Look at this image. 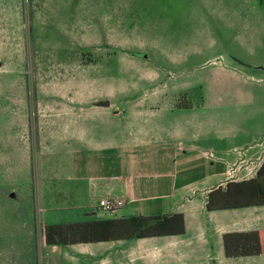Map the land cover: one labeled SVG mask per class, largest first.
<instances>
[{
  "label": "rangeland",
  "instance_id": "obj_1",
  "mask_svg": "<svg viewBox=\"0 0 264 264\" xmlns=\"http://www.w3.org/2000/svg\"><path fill=\"white\" fill-rule=\"evenodd\" d=\"M208 10L206 0H0V264H60L44 224L80 220L73 203L46 210L42 200L65 193V165L76 160L65 117H208L188 113L210 88L215 103ZM260 41L245 58L264 65ZM194 45L199 55L179 63ZM249 75L246 84L264 85V73ZM223 106L219 117L264 120L249 117V104ZM67 247L65 264H78L79 247Z\"/></svg>",
  "mask_w": 264,
  "mask_h": 264
},
{
  "label": "crops",
  "instance_id": "obj_2",
  "mask_svg": "<svg viewBox=\"0 0 264 264\" xmlns=\"http://www.w3.org/2000/svg\"><path fill=\"white\" fill-rule=\"evenodd\" d=\"M206 6L215 27L209 40L216 58L207 62L215 103L210 88L207 104L188 113L201 109L208 117H65V149L76 160L65 165V193L42 199L46 210L53 209L48 201L73 203L80 219L44 227L182 215L184 233L67 245L79 247L78 264H264V254L226 258L222 242L225 234L264 233V205L206 210L211 191L256 178L264 163V120L216 114L222 103L239 113L249 104L250 118L264 117V85L243 81L247 73L251 79L264 73V65L245 58L262 49L264 0H206ZM247 9L254 12L244 15ZM198 55L194 45L178 61ZM156 78L152 73L149 81ZM102 199L123 205L107 213L98 206ZM57 247L56 263L65 264V246Z\"/></svg>",
  "mask_w": 264,
  "mask_h": 264
},
{
  "label": "trees",
  "instance_id": "obj_3",
  "mask_svg": "<svg viewBox=\"0 0 264 264\" xmlns=\"http://www.w3.org/2000/svg\"><path fill=\"white\" fill-rule=\"evenodd\" d=\"M256 205H264V163L258 170L256 178L241 183H228L224 190L217 188L211 191L206 202V210ZM183 233L182 215H173L169 218L137 216L84 224L47 226L44 228V239L47 245L67 246ZM222 242L226 258L264 254V233L225 234Z\"/></svg>",
  "mask_w": 264,
  "mask_h": 264
},
{
  "label": "built area",
  "instance_id": "obj_4",
  "mask_svg": "<svg viewBox=\"0 0 264 264\" xmlns=\"http://www.w3.org/2000/svg\"><path fill=\"white\" fill-rule=\"evenodd\" d=\"M122 205V201H116L111 199H102L98 202V206L107 213H112Z\"/></svg>",
  "mask_w": 264,
  "mask_h": 264
}]
</instances>
